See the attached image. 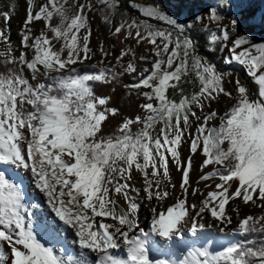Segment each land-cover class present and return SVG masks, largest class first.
I'll return each mask as SVG.
<instances>
[{
    "label": "snow or ice",
    "instance_id": "1",
    "mask_svg": "<svg viewBox=\"0 0 264 264\" xmlns=\"http://www.w3.org/2000/svg\"><path fill=\"white\" fill-rule=\"evenodd\" d=\"M119 4L26 0L19 55L0 28V264H264V39L249 32L255 17L242 20L237 9L245 5L232 0L183 19L161 4L144 7L142 15L161 28L117 21ZM98 12L113 36L145 45L147 54L137 57L128 46L111 64L101 42L102 59L88 64ZM0 19L8 23L10 12ZM34 22L43 24L38 34ZM197 27L208 51L226 50L224 63L243 69L247 82L199 52ZM126 74L135 82L124 87L142 101L141 112L105 134L120 110L94 85ZM222 97L231 103L221 112L212 106ZM197 154L196 183L211 189L206 194L190 178ZM173 167L181 174L175 197ZM134 172L142 187L132 184ZM31 190L43 199L29 200ZM197 195L202 199L190 202ZM237 200L261 212L229 229L227 209ZM140 201L151 205L147 230ZM42 204L45 212L30 211ZM232 211L240 215L238 206ZM63 233L72 235L71 251L66 240L56 247Z\"/></svg>",
    "mask_w": 264,
    "mask_h": 264
},
{
    "label": "rangeland",
    "instance_id": "2",
    "mask_svg": "<svg viewBox=\"0 0 264 264\" xmlns=\"http://www.w3.org/2000/svg\"><path fill=\"white\" fill-rule=\"evenodd\" d=\"M43 0H36V3H42ZM222 0H120L119 4V9L117 11V14L115 15V19L119 21L122 18H134L139 21H148L149 23H152L153 25L157 27H166L163 25L162 22L156 21L155 19L148 18L142 15V9L144 7L148 6H154L155 4H161L164 7V10L168 11L169 13L175 14V13H182L181 19L184 18V15H187L189 11L192 12H206L207 8L206 6L208 4H220ZM233 5L242 3L245 5L242 9H237L238 11H241V18L242 20H247L249 16H254L255 20L252 21L251 23L254 24L253 27L249 28V32L254 35V38L257 42L261 41L264 39V24H261V17L264 15V0H232ZM26 0H0V13L2 12H10L11 14V19L8 23H5L2 19H0V28H3V30L6 32V34L10 37L11 44L14 49H17L16 55H19V43H20V31L22 24L24 22L25 16H26ZM14 8V10H13ZM232 15L235 16L236 12H232ZM102 13H96L94 18L91 20V25L93 29L92 37H91V47L92 49L96 52V55L94 58L88 62V64H93L98 62L102 59L98 49L101 44L103 43L104 47L111 51L113 55L108 58L109 61H111V64L115 63V56H118L120 54V50L122 48H126L128 46L134 47V50L136 52L137 57H139L142 54H147L146 53V46L145 45H135V42L132 40H128L127 42H122L123 40V35H121L119 38L116 36H113L111 32L108 29V26H106L101 19ZM224 24H228L229 20L226 18L223 21ZM244 27H248V24H244ZM43 27L42 22H34L32 25L33 32L35 34L39 33V30ZM203 32V29L200 27H197L196 32L194 35L197 38L198 41V50L200 48V44L202 40L204 41V36L200 35V33ZM206 35V34H205ZM201 37V39L199 38ZM205 44V42H204ZM114 45V47H113ZM3 48V45H0V49ZM204 49L208 51L207 47L205 46ZM199 52L202 55L204 52ZM209 52V51H208ZM212 53H216L215 58H209L213 63H215L218 68L221 71H231L233 72V79L235 78V75L238 74L240 79L244 82H247L249 78L245 75L243 69L236 65H228L224 63V57L227 55V51L225 50L224 52L217 50L213 51ZM206 56V55H205ZM137 63L140 68L143 67H150V65L145 64L143 61L137 60ZM135 80L133 81V83ZM226 87L229 90H232V85L227 84ZM190 90V89H189ZM231 101L227 100L226 98H221L220 102L218 104H213V108L223 111L225 110L228 106H230ZM183 155L186 157L189 155L188 152V145L185 144L183 149H182ZM203 157L199 154L195 155L194 157V164L193 168L190 172V178L193 184V187H199L202 192L205 194L207 191L211 189H206L204 187V182H200L197 184L196 182L199 179V176L201 175L200 171V164L202 163ZM211 170L210 167L209 169H205V171ZM171 174L173 177V182L177 184V189L173 193V196L179 195V183H180V172L176 171V169L173 167L171 170ZM21 176L24 175L23 172L20 173ZM218 182V180H217ZM208 183H212V181H209ZM132 184L135 187H142V178L136 174L135 172L133 173V180ZM25 186L27 188V181H25ZM214 187V185H213ZM35 196L38 197L39 200H42V196L38 194L35 190L29 191V196ZM202 197L200 195H197L196 197H189L190 202L193 203H198ZM38 200V201H39ZM139 200V198H138ZM142 206L140 209V222L141 226L144 227L146 230L149 228L150 225V218H151V213H150V207L151 205L147 201H140ZM122 203V201H121ZM166 204H172L173 199H169L165 202ZM148 205V206H147ZM239 207L240 208V215L237 216L235 212L232 211V208L234 207ZM44 209V204L40 206V210L43 211ZM228 212L232 216L233 223L232 225H229V229H234L237 226L238 219L243 217L244 215L248 214H253V215H258L260 214L261 210L259 208H255L251 205L245 206L243 205L239 200L235 201L234 203H231L228 206ZM30 211L34 212V209H30ZM206 220L208 222H212L210 217L206 216ZM62 240L60 243L56 244V247L59 249L61 245L64 243V240L67 241L66 247L71 251L72 249L75 248L74 245L71 244L72 240V235L68 233H64L62 235ZM234 239H237V236L234 237ZM5 255H9L10 252L6 249L5 246Z\"/></svg>",
    "mask_w": 264,
    "mask_h": 264
},
{
    "label": "trees",
    "instance_id": "3",
    "mask_svg": "<svg viewBox=\"0 0 264 264\" xmlns=\"http://www.w3.org/2000/svg\"><path fill=\"white\" fill-rule=\"evenodd\" d=\"M163 1V0H159ZM201 39V37L199 36ZM201 41L199 50L204 52L208 58H215L216 53L208 52L204 49L205 44L203 39ZM130 57L125 58V62ZM115 64V63H114ZM119 65H117V68ZM90 71L92 69H89ZM134 77L131 75H123L116 82L112 84H95L94 89L98 95L111 97L110 106L116 107L120 110V114L116 117H110L104 125V133L109 134L122 120L124 116L134 117L141 112L139 104L142 102L135 94L129 95V90L124 87L125 84L133 83ZM115 89V91H113ZM249 239H257L255 236L248 237ZM244 239V237L237 236V240Z\"/></svg>",
    "mask_w": 264,
    "mask_h": 264
},
{
    "label": "bare ground",
    "instance_id": "4",
    "mask_svg": "<svg viewBox=\"0 0 264 264\" xmlns=\"http://www.w3.org/2000/svg\"><path fill=\"white\" fill-rule=\"evenodd\" d=\"M28 199L31 200V201H33V202H36V201L39 200V198H38V197H35V196H30ZM147 206H148V205H147ZM46 209H47V206L44 205V209H43V211H41L40 208H39V209H34V212H37V213H39V212H45ZM149 227H150V225H149ZM62 235H64V233H63Z\"/></svg>",
    "mask_w": 264,
    "mask_h": 264
}]
</instances>
